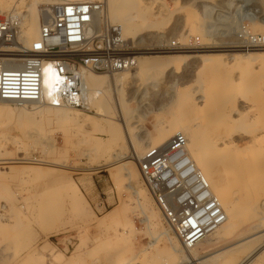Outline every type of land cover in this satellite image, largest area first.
Returning a JSON list of instances; mask_svg holds the SVG:
<instances>
[{"label":"rangeland","instance_id":"obj_1","mask_svg":"<svg viewBox=\"0 0 264 264\" xmlns=\"http://www.w3.org/2000/svg\"><path fill=\"white\" fill-rule=\"evenodd\" d=\"M16 1L12 8L19 6L25 12ZM49 4L42 5L41 18L52 9ZM128 10L137 12L136 7ZM140 11L147 23L136 26L140 29L128 42L135 55L154 57L152 60L164 66L122 90V122L126 126L111 110L118 140L110 141L105 130L108 127L95 108L92 113L67 110L89 115L105 125L92 135L53 120L51 112L56 110L48 106L40 108L47 113L43 121L33 122V118L22 115L0 120V160L5 161L0 162V264H40L44 255L48 256L44 264H115L119 257L131 260L132 251L135 255L145 251L147 259L140 264L152 256L168 257L170 245L165 235L173 237L174 232L163 218L157 219L156 230L147 229L145 214L129 187L148 188L142 176L133 174L130 181L124 174L139 170V161L149 148L166 146L178 134L187 137L188 130H198L205 136L203 143L210 148L216 185L224 184L238 203L246 202L251 195L264 203V176L245 167L249 165L247 157L241 159L243 154L255 158L257 151L264 149V61L253 63L246 71L225 64L211 70L202 65L201 57L232 55L245 49L237 39L242 23L251 32L264 34V0H145ZM193 15H197L201 28L189 37ZM167 41L182 45L192 42V46L170 50ZM177 55L180 61L168 60ZM8 106L14 111L23 109ZM39 106L26 107L31 110ZM161 124L164 126L159 128ZM127 135L136 149V160ZM99 141L101 148L95 151L93 147ZM230 148L235 149L234 164L226 162ZM118 153L127 158L110 168L112 155ZM42 161L47 163L40 170L26 168L28 162L38 167ZM111 170L116 171L117 180ZM75 187L79 196L74 193ZM129 222L136 227L134 233L122 235ZM162 229L168 235L162 234ZM58 230L61 233L57 234ZM212 240L209 238L208 243ZM226 240L217 248L230 245L235 238ZM95 245L101 248L97 255L90 252ZM127 247L128 251L117 256ZM249 253L242 252L234 264L245 258L246 262ZM256 253L251 263L264 264V245ZM152 264L164 263L155 260Z\"/></svg>","mask_w":264,"mask_h":264},{"label":"built area","instance_id":"obj_2","mask_svg":"<svg viewBox=\"0 0 264 264\" xmlns=\"http://www.w3.org/2000/svg\"><path fill=\"white\" fill-rule=\"evenodd\" d=\"M104 0L67 2L52 8L39 38H25L24 14L0 11V104H29L92 113L97 96L86 74L114 75L138 66L133 46L119 26H104ZM239 43L264 47V34L242 23ZM199 39H196L198 42ZM192 46L171 42L170 50ZM52 76L49 88L45 76ZM147 188L184 250L194 249L227 220L220 199L188 151L184 134L166 146L148 149L139 161Z\"/></svg>","mask_w":264,"mask_h":264},{"label":"bare ground","instance_id":"obj_3","mask_svg":"<svg viewBox=\"0 0 264 264\" xmlns=\"http://www.w3.org/2000/svg\"><path fill=\"white\" fill-rule=\"evenodd\" d=\"M14 1L15 0H0V11L7 12L13 9L21 10L24 14L23 16H24L25 38L28 42H32L39 38L40 29L47 22V20L49 19V13L52 11V9L49 8L48 10L45 11L46 14L42 16L43 18H41L40 10L42 5H44V3L50 2L49 7L52 6L53 8L57 5H61L67 2H83L88 0H17L16 3L20 2V4L24 6V9L26 10L25 12L21 8H19V6H13L14 8H12ZM144 1L145 0H105L106 8L103 15L104 18L101 21V23H104L102 25L104 26L107 25L108 27L119 26L122 29L124 39L130 42L133 39V36L137 32V28H139L136 26H141L143 23H147L146 19L144 18L142 19L140 17V13H141L140 5L144 3ZM130 7H136L137 12L128 13L129 11L128 9H130ZM196 16L197 15H193L190 19L188 18L190 20V26H191L190 34L188 35L189 37H191L192 32L199 31L201 28L200 23H198L199 19ZM134 22L136 24H134ZM138 40H140L139 37ZM167 42L171 43L172 41H167ZM241 47L245 49L239 50L232 55H227V54L201 55L202 65L212 68L211 70H214L217 69L220 64H225L231 67H239L242 68L241 70L246 71V68L252 66L253 63L255 64V62H258L259 60L264 61V47H260V48L257 47L258 49L240 46V48ZM211 48H215V47H204V49H211ZM136 56L138 60V66L135 71H131V72L122 71V72H117L114 75H103V74L97 75L93 73H87L85 76L86 82L90 87V89L94 93H97V96L94 97L92 100V107L97 109L101 113V116L104 119L103 123L106 124L108 127V129L106 128L105 130L110 135L111 137L110 141L112 143L118 140L119 135L117 129L113 127L111 123L112 120H114V118L111 115V110L117 113V115L121 118V123L123 124V126H126V122H122L124 120V115H123L124 107L122 105V100L120 98V94L122 90H124L131 82L133 83L135 79L146 76L150 74L153 70L159 69L162 66H164L161 64V61L152 60V58L154 57L146 56L141 53L137 54ZM168 60L174 63L180 61L181 57L178 55L172 56L171 59L168 58ZM51 82H52V76L48 72L45 76V87L49 88ZM8 105L10 104H0L1 121L4 118H8V117L14 118L17 115L19 116L22 115L26 119L33 118V122H39V121H43L47 116L46 112L40 110V108L43 107V105H40L39 107H35L34 109L32 108L31 110L28 109V107L26 106H22L23 109H19L15 111L11 110ZM29 105L31 106L35 104H29ZM53 109L56 110L54 112H51L52 114L51 118H53V120L63 125L71 124L76 129L82 130L87 134L92 135V132L94 130H97L98 128H105L104 124H100L99 122L95 121L93 117L89 115L78 113V111L75 113H71L68 112L67 110L65 111V109H59V108H53ZM163 126L164 124H161L158 127L160 128ZM175 129H176V125L175 127H173V131ZM160 134L162 135V132H160ZM204 138L205 136L202 134V132H199L198 130L196 131L188 130L187 131L188 151L191 158L195 162L196 166L203 172L205 177L208 179L213 193L220 199L223 209L227 215V220L216 231H214L204 240H202L194 249L189 251L184 250L182 247H181L182 249L180 248V242H178V239L175 234L173 237L171 236L166 237L165 234H167V231H164L162 229L164 231L162 232V234L165 235V238H167V241L170 245L169 256L168 257H160L158 255L152 256L150 261L148 259V261L143 264H152L153 261L155 260H162L164 264H172L175 262H178L177 264H193V263L194 264H234L236 258L239 257L238 255L248 250L250 251L248 255L250 256V258L248 257L249 259L246 262H245L246 260L245 258L244 260L240 261V263L237 264H241L242 262H245V264H252L251 262L255 257V255L257 254L256 250L264 245V203L258 201L259 199L255 200L251 198L252 195L250 197H247L248 200L246 199V202L243 201V203H238L235 200L233 193L230 190H228L223 183H222L223 185H220V183L218 185L215 184L214 170H213L214 161L209 153L210 148L208 147V145L206 146L203 143ZM128 140H129L128 145L131 146V150L133 154V156L132 155L131 156L134 157V159L136 160L138 159L136 149L132 144V139L128 138ZM1 142H2V138L0 137V143ZM101 145L102 143L99 141L97 145L93 147V149L95 151H99ZM149 149H152V147ZM234 151H235L234 148H230L229 154L226 157V162L230 164H234V161H236ZM243 155L241 156V159L246 157L248 158V161L246 162L249 165H246L245 167H248L247 168L248 170H253V172L264 176V149L258 150L255 158L251 157L250 155H245V156ZM112 157H113V161L108 165L110 166V168H112L113 164H116L117 162H122L127 158L126 154H122V153L112 155ZM19 160L22 161V159ZM1 161L5 162L4 160H0V162ZM46 163H47L46 161H42L39 165H37L38 167H34L35 165H33L32 162L31 163L28 162L27 164H29L28 165L29 167L26 168L29 170L37 171L40 170L41 167L45 166ZM138 169L139 170H127L124 176L128 177L130 181H133L132 180L133 174L142 176V173L141 174L139 173L140 167H138ZM111 176L115 180H117L118 178L116 171L114 170H111ZM73 189L75 195L79 196L80 192L78 191V189L76 187ZM129 189L134 190V197L137 203L139 204L141 211L145 214L147 229L156 230L157 219L158 218L164 219V217L161 211L159 210L158 206L156 205L154 199L152 198L149 190L148 189L136 190L131 185ZM254 196L256 198V195ZM254 213H258L257 215L259 216L255 217ZM135 229L136 227L134 223L129 222V224L125 226V229L121 230L122 231L121 234L131 235L132 233H134ZM61 231L62 230H58L57 234L61 233ZM229 236L235 238L234 242L226 247H223L222 249H218L217 245L227 241L226 239ZM158 237H161V234H159ZM209 238H213V240L210 243H208ZM210 249L212 251L208 252V250L210 251ZM128 250L129 248L127 247L124 250L118 251L116 254L117 256H120L123 255L124 252ZM100 251L101 248L99 247V245H95L90 250V252L93 255H97ZM129 252H131V250ZM132 254H133V258L131 260L124 261L119 257V259H117L115 264H140V262L146 258V256H144L145 251H143L141 254L138 255H135L132 251ZM44 258H48V256L44 255L43 259ZM43 259H40V264H44ZM260 263L261 262L259 261L258 264ZM97 264H105V263L100 261Z\"/></svg>","mask_w":264,"mask_h":264}]
</instances>
